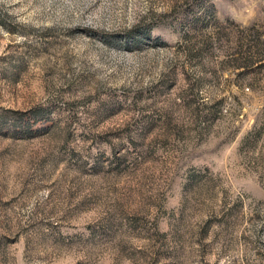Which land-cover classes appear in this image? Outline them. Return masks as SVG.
I'll list each match as a JSON object with an SVG mask.
<instances>
[{
  "label": "rangeland",
  "instance_id": "1",
  "mask_svg": "<svg viewBox=\"0 0 264 264\" xmlns=\"http://www.w3.org/2000/svg\"><path fill=\"white\" fill-rule=\"evenodd\" d=\"M0 264H264V0H0Z\"/></svg>",
  "mask_w": 264,
  "mask_h": 264
}]
</instances>
